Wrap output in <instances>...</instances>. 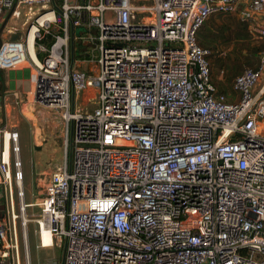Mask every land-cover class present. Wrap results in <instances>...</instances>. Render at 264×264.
<instances>
[{
	"label": "built area",
	"instance_id": "2783aa9c",
	"mask_svg": "<svg viewBox=\"0 0 264 264\" xmlns=\"http://www.w3.org/2000/svg\"><path fill=\"white\" fill-rule=\"evenodd\" d=\"M213 15L264 39V0H0V71L26 68L63 123L29 204L0 125V264H30V224L63 251L41 264H264V50L229 101L197 42Z\"/></svg>",
	"mask_w": 264,
	"mask_h": 264
},
{
	"label": "rangeland",
	"instance_id": "374dc122",
	"mask_svg": "<svg viewBox=\"0 0 264 264\" xmlns=\"http://www.w3.org/2000/svg\"><path fill=\"white\" fill-rule=\"evenodd\" d=\"M247 23L248 22L241 21L236 15L212 16L205 23L208 25V28L213 36L211 39L214 40L211 41L207 46V49L211 51V55L213 54L215 57L214 59H211L212 61L209 59L213 80L216 87L220 91H223L225 94H227V98L230 101L232 99L234 101L239 99V94L232 91L234 79L240 73H242L244 69L255 68L254 66H257L259 62L260 53L263 51V49L260 50V47L262 46L264 39L259 38L256 32L250 31V27ZM243 25L247 26L249 31V38L245 41L237 39L236 37L237 34H241L240 31H237V29ZM222 30L223 33L221 32ZM246 46H249V50H246ZM246 58H250L251 61L255 62V65H246V63L243 62ZM1 82L2 79H0V91H4ZM23 85L25 90L30 88L28 79H26ZM22 101V105L24 106L23 111L25 114L28 113L27 115L30 113L29 109H32L31 111L35 112V114L37 110L45 109L35 105L33 103V99H30V97L26 98L24 94L22 96ZM80 101H76V103L79 102L81 109L85 108L88 111L93 110V102L84 107ZM20 110L21 109L16 108L14 111H12L10 117L5 118L4 123L9 122L16 124L17 113L20 115ZM37 115L40 116V114ZM29 116L32 117L31 114ZM20 132L22 134L20 139V160L22 172L24 174L23 190L25 195V203L29 204L34 203L36 201V197H38V190L35 188L36 171L41 169V167L45 165V162L50 160H52L51 164H60L63 160V154L57 150L54 151L52 147L43 148L38 151L40 153H37V150L34 149L33 145L30 143L31 136L29 131L27 129L25 130L22 126L20 127ZM19 209L20 204L19 200L17 199L16 213H19ZM37 214V208L26 209V215L30 219L34 218ZM34 229L35 226L33 224L28 226L30 235V264H41L42 260L52 257L60 261L63 254L62 248H58L57 246L54 249L40 250L36 248L37 239L33 235ZM50 241L49 235L44 236V243L46 245H48Z\"/></svg>",
	"mask_w": 264,
	"mask_h": 264
},
{
	"label": "crops",
	"instance_id": "0c3cea01",
	"mask_svg": "<svg viewBox=\"0 0 264 264\" xmlns=\"http://www.w3.org/2000/svg\"><path fill=\"white\" fill-rule=\"evenodd\" d=\"M29 76H30L29 71L24 67L11 71H0V79H2L1 84L4 90V91H0V112L3 119L5 120V118L10 117L11 112L14 111L16 108L21 109L20 110L21 113L19 112L20 115H18L17 113L16 124L8 122V123H4V125L8 130L12 128H16L19 137V147H20V139L22 137L21 136L22 134L20 132V127L23 126L25 130L27 129L29 131L31 136L30 143L33 145L34 149L37 150V153H40L38 151L46 147H52L54 151L57 150L59 152H62L61 137L63 132V123L61 121V118H59V116L53 113L52 111L46 109H39L36 111V114L35 112L31 111L32 109H29L30 110L29 115L31 114L32 116L30 117L29 115H27L28 113L27 114L24 113L23 111L24 106L22 105V103L16 104L17 101L16 95H20L31 88V82L29 80ZM26 79H28L30 86L28 90L27 89L25 90V87L23 85ZM94 93L95 92L93 89H88L87 91H85L83 95H81L80 97L81 101L80 99L79 101L84 107L88 105L87 101L89 97L94 95ZM37 114H40V116H38ZM51 162L52 160L45 162L44 163L45 165L42 166L41 169L36 171L35 188L38 190V194L42 190L41 183L44 184L47 181L48 176L52 171ZM23 181H24V174H23ZM36 199L38 198L36 197Z\"/></svg>",
	"mask_w": 264,
	"mask_h": 264
},
{
	"label": "trees",
	"instance_id": "16d2710c",
	"mask_svg": "<svg viewBox=\"0 0 264 264\" xmlns=\"http://www.w3.org/2000/svg\"><path fill=\"white\" fill-rule=\"evenodd\" d=\"M213 16H217V15H213ZM221 16H225V15H221ZM205 23L203 24V26L197 32V42H198V45L201 48L207 49L208 48L207 46L209 45V43L211 41H214V40L211 39V38H213V36H212V34H211V32H210V30L208 28V25L205 24ZM237 31H240V33H241V34H237L236 35L237 39H241L242 41H245V40H247L249 38V33H248L249 31L247 29V26L243 25L242 27L237 29ZM221 32L223 33V30ZM261 49L264 50V41L262 43V46L260 47V50ZM246 50H249V46H246ZM214 58L215 57L213 56V54L209 56L210 60L214 59ZM243 62L246 63V65H250V66H254L255 65V62L251 61L250 58H246ZM254 67L256 68V66H254ZM210 68H211V66H210ZM211 77H212V80H213L212 72H211ZM213 82H214V80H213ZM221 92H223V91H221ZM0 125L1 126L4 125V119H3L2 115H1V112H0ZM0 217H1V212H0Z\"/></svg>",
	"mask_w": 264,
	"mask_h": 264
},
{
	"label": "bare ground",
	"instance_id": "6f19581e",
	"mask_svg": "<svg viewBox=\"0 0 264 264\" xmlns=\"http://www.w3.org/2000/svg\"><path fill=\"white\" fill-rule=\"evenodd\" d=\"M47 235H49L48 233H44L43 234V243H44V236H47ZM45 244V243H44ZM46 245V244H45Z\"/></svg>",
	"mask_w": 264,
	"mask_h": 264
},
{
	"label": "water",
	"instance_id": "95a60500",
	"mask_svg": "<svg viewBox=\"0 0 264 264\" xmlns=\"http://www.w3.org/2000/svg\"><path fill=\"white\" fill-rule=\"evenodd\" d=\"M17 37H18V35H17V34H16V35H14V36L12 37V40H15Z\"/></svg>",
	"mask_w": 264,
	"mask_h": 264
}]
</instances>
